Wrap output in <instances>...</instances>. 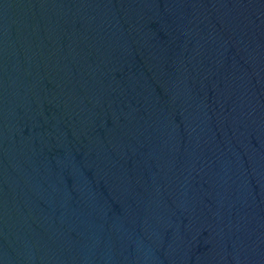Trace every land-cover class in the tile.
<instances>
[{
  "label": "water",
  "instance_id": "obj_1",
  "mask_svg": "<svg viewBox=\"0 0 264 264\" xmlns=\"http://www.w3.org/2000/svg\"><path fill=\"white\" fill-rule=\"evenodd\" d=\"M0 264H264V0H0Z\"/></svg>",
  "mask_w": 264,
  "mask_h": 264
}]
</instances>
